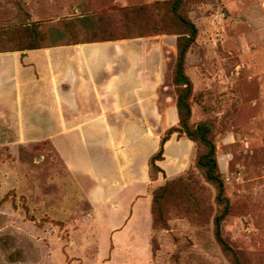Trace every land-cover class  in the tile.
I'll return each instance as SVG.
<instances>
[{
  "label": "rangeland",
  "instance_id": "374dc122",
  "mask_svg": "<svg viewBox=\"0 0 264 264\" xmlns=\"http://www.w3.org/2000/svg\"><path fill=\"white\" fill-rule=\"evenodd\" d=\"M155 1L0 0V26L18 27L29 17L47 25L80 18L93 27L103 11L118 18L122 7ZM188 15L198 29L185 61L190 122L213 127L232 207L222 233L241 264H264V0H190ZM114 41L147 78L149 125L118 126L111 147L72 143L65 156L48 143L0 149V264H235L214 236L215 190L194 167L199 148L174 133L164 144V168V159L156 164L162 171L150 166L164 132L177 124L176 35ZM188 171L206 188L208 222L170 204L165 225L153 226L152 190Z\"/></svg>",
  "mask_w": 264,
  "mask_h": 264
},
{
  "label": "crops",
  "instance_id": "0c3cea01",
  "mask_svg": "<svg viewBox=\"0 0 264 264\" xmlns=\"http://www.w3.org/2000/svg\"><path fill=\"white\" fill-rule=\"evenodd\" d=\"M117 44L57 43L0 52V149L15 151L28 143H48L65 156L74 148L98 144L101 149L102 140L111 147L118 126H148L152 116L147 109L149 86L137 70L143 66H135V72L134 55L118 53ZM159 115L163 117V113ZM174 115L176 123L175 107ZM125 147L120 144L119 149ZM164 155L168 153L164 151ZM162 164L164 168L165 159ZM143 171V166L137 167V172ZM132 184L130 180L128 185Z\"/></svg>",
  "mask_w": 264,
  "mask_h": 264
},
{
  "label": "trees",
  "instance_id": "16d2710c",
  "mask_svg": "<svg viewBox=\"0 0 264 264\" xmlns=\"http://www.w3.org/2000/svg\"><path fill=\"white\" fill-rule=\"evenodd\" d=\"M190 0H165L149 4H139L118 9L119 17L106 16L103 11L98 23L93 27H83L80 18H64L47 25L43 21H28L18 27L0 26V52L25 51L60 45L94 43L132 39L161 34L176 35V59L171 81L176 95L175 111L177 124L169 127L160 140L159 149L150 157L152 169L162 171L156 164L164 159V144L177 133L199 148L194 167L203 180L215 190L213 215L214 236L222 249L229 253L235 264H241L239 257L224 239L222 222L231 214V204L225 194V178L220 170L216 147L212 139L213 127L210 123L191 121L193 93L192 82L185 73L186 56L195 44L198 29L188 15ZM52 31V32H51ZM56 32V36L52 38ZM51 38V40H50ZM205 186L188 171L185 176L167 180L152 190L151 214L153 226L164 224L166 208L173 204L179 211L194 222H208L207 201L204 198ZM210 209V206H209Z\"/></svg>",
  "mask_w": 264,
  "mask_h": 264
}]
</instances>
